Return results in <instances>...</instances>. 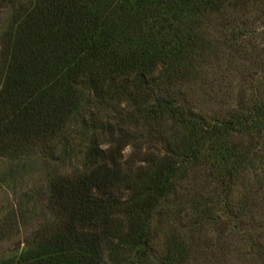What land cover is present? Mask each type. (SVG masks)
<instances>
[{
  "label": "rangeland",
  "instance_id": "1",
  "mask_svg": "<svg viewBox=\"0 0 264 264\" xmlns=\"http://www.w3.org/2000/svg\"><path fill=\"white\" fill-rule=\"evenodd\" d=\"M32 2H0V87L3 47ZM176 26L146 102L92 109L62 143L0 157V264L51 227L54 179L88 169L91 143L105 151L127 138L121 162L134 172L162 160L175 172L146 222V244L126 247L121 264H264V0L202 7Z\"/></svg>",
  "mask_w": 264,
  "mask_h": 264
},
{
  "label": "trees",
  "instance_id": "2",
  "mask_svg": "<svg viewBox=\"0 0 264 264\" xmlns=\"http://www.w3.org/2000/svg\"><path fill=\"white\" fill-rule=\"evenodd\" d=\"M225 1L33 0L3 47L0 157L62 143L67 128L92 109L99 114L120 100L146 102L161 50L178 37L176 24ZM128 142L114 139L105 151L91 143L88 169L49 186V230L1 264H121L126 247L145 245L146 222L175 170L162 160L134 172L121 162Z\"/></svg>",
  "mask_w": 264,
  "mask_h": 264
}]
</instances>
